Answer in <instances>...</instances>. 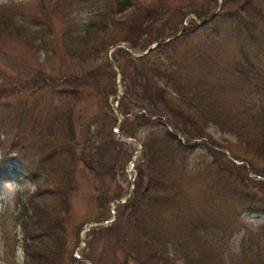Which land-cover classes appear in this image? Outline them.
Here are the masks:
<instances>
[{
	"label": "rangeland",
	"instance_id": "obj_1",
	"mask_svg": "<svg viewBox=\"0 0 264 264\" xmlns=\"http://www.w3.org/2000/svg\"><path fill=\"white\" fill-rule=\"evenodd\" d=\"M221 2L135 0L133 6L122 11H110L115 13V20H106L110 24L105 41L122 38L128 27L140 21L145 25L144 16L150 14L147 30L150 37L158 36L159 44L152 41L150 44L157 45L142 55L146 56L143 63L154 72H150L151 79L164 85V94L175 107L191 111L187 100L192 96V107L206 106L210 112L204 130L207 134H203V139L187 142L193 144L186 156L188 172L174 169L166 174L168 191L174 189L179 196L171 205L162 206L167 209L162 216L165 232L177 230L176 210L192 216L200 213L225 216L238 228L229 238L230 251L222 252V258L231 264H249L250 260L254 262L252 251L243 258L235 251L238 252L245 231L240 226L248 229L247 241L243 242L246 247L254 244V237H261L257 228L264 224L261 210L264 157L255 155L252 147V142L255 147L262 138L246 111L254 103L255 107L264 105V0L248 1L246 8L251 19L247 29L236 23L232 12H227L234 4L223 8L227 12L224 17L218 14L208 21L206 15L205 24H201L202 19L195 14H215ZM102 4L111 7L113 0H0V159L10 170L8 180L0 183V264H24L17 213L36 182L18 164V154L32 158L35 145L39 142L40 147L44 140L56 143L52 149L58 155L54 165L59 169H53L48 182L65 193L68 200L60 236L45 245L57 254L47 264H147L150 259L153 247L144 243L134 252L140 240L124 215L128 207L123 205L136 189L146 185L150 172L144 169L139 172L142 141L155 126L156 121L152 120L156 116L145 126H137L133 113L144 109L138 107L139 99L127 96L122 103L127 111L125 127L133 136L121 133L124 117L119 103L124 95V83L138 77L127 72L124 64L128 58L119 50L126 48L128 41L96 46L101 51L99 56L96 53L98 59H90L92 50L77 41L73 32L86 25L88 14ZM12 17L28 22L31 19L35 26L18 31L11 23ZM190 19L197 24L183 34L182 29ZM132 31L130 35L134 34ZM70 35L74 37L73 44ZM254 35L262 45L254 43ZM144 39L146 34L138 41ZM66 45L73 47L72 56ZM73 74L78 84L70 85L78 86V92L59 93L57 88L63 86V77ZM43 75L47 83L35 90ZM201 94L209 97L199 103L197 97ZM175 112V116H170L181 126L182 115L178 110ZM165 115L169 117V113ZM224 119L230 121L221 128ZM161 120L166 122L164 117ZM69 126L73 129L71 137L78 142L82 134L89 129L95 131L97 126L111 135L115 145L111 144L98 156L97 165L101 169L85 167L80 157L81 147L70 142V134H66ZM180 140L186 141L184 137ZM35 160L32 158L34 163ZM227 160L234 166L243 164L244 168L232 167ZM176 163L173 168H178ZM210 163L216 166L211 168ZM242 192L248 195L245 203ZM255 200L256 211L247 207L254 209ZM109 226L110 231L106 230ZM208 251L214 263L220 264L216 251L211 248ZM172 252L169 244L166 254ZM157 254L156 251L154 256ZM171 260L157 259V264H183L181 259ZM27 264L46 262L31 260Z\"/></svg>",
	"mask_w": 264,
	"mask_h": 264
},
{
	"label": "trees",
	"instance_id": "obj_2",
	"mask_svg": "<svg viewBox=\"0 0 264 264\" xmlns=\"http://www.w3.org/2000/svg\"><path fill=\"white\" fill-rule=\"evenodd\" d=\"M240 1L241 0H222L219 10L215 13L216 15L212 12L206 14L196 13L195 16L202 19L200 22L201 24H205L204 20L206 15H208L207 17L209 18L208 21H211L214 20L218 14L219 17L222 18L224 17V13L232 12L231 16L236 20V23L244 25V28L247 29L246 26L250 24L249 20L251 19V16L249 15L250 13L246 8V6L249 5V0H243L242 3H239ZM134 2L135 0H113L112 8L110 5L102 4V6L96 7L88 14L86 25L80 28V30H73V32L75 31L74 35L76 36V40L82 42L84 45H88L92 50L91 55H88V58L90 59L93 57L94 59H98L96 53L99 56V52L101 51L98 50L99 48L96 46L102 47L103 45H113L123 40L128 41V46L126 48L119 49L128 58L124 67L127 72L130 71L133 75L141 77H136L134 81L128 80L124 83V95L121 96L122 101L120 100L119 103V110L124 117L120 126L121 133L133 136V132L127 131L125 127L127 119L125 114L127 111L125 110V105L122 103L127 96L139 99L141 102L138 103V107L144 109V111L133 113L137 126H145L146 123H149V119L152 116H156L154 120H152L153 122L156 121L155 126L151 127V132H149L148 136L142 141V164L140 163L141 166L139 172L143 169L150 172L147 177L146 185L145 187L136 189L135 192H133L132 197L125 205H123L128 207L124 215L129 218L131 227L137 238L140 240L139 242L136 241L137 244L135 245L134 252L139 251L142 243H144L151 248L153 247L149 252L150 259L146 261L147 264H157V259H164L167 257L170 260L172 259L171 261L181 259L183 264H215L212 259L213 256L210 255L208 251L211 248L216 251L217 258L219 257L221 259L220 264H231L222 258V252L228 254L230 251L228 250L229 238L238 227H236L227 217L204 213L192 216L190 213H187L186 215L182 210H176L178 214L176 217L178 224L174 227L175 229L177 228V230H171L168 232H165L164 230L162 216L167 209L162 206L166 204L171 205L179 196V193L174 189L168 191L169 186H167L166 174L169 170L174 169H178L179 172H188L186 156L193 144L187 142L192 139H203V134H207L204 130L206 123L209 120L210 112H207L206 106L200 108L199 106L192 107L191 101L193 100L194 102L192 96L191 98H188V100L186 99L187 104L189 105L188 108L192 112L175 107V105L169 101L167 95L164 94V85L162 83L160 84V82L155 83L151 79L150 72L152 70H149L146 64L143 63L146 56L132 55L127 51V48L132 51L144 50L152 41H157V44H159V40L157 39L158 36L150 37L147 30L149 28L148 24L151 23L150 14L144 16L146 27H144L145 25L140 21L136 26L128 27V32H126L122 38L111 39L109 42L105 41V37L107 36V32L105 31L110 24L109 22H106V20H115V13H110V11L112 9L114 12L122 11L123 9L133 6ZM228 4H234V7L226 12L223 8L228 7ZM240 11H243V13H239ZM254 16L257 17L255 14ZM210 17H212V19H210ZM10 19L11 23L15 24V29L18 31H24L25 29L33 28L35 26V24L31 22V19L29 22L24 19L13 17ZM196 24L197 23L194 19H190V23L182 29V33L184 34L186 31L190 32ZM134 27H137L138 29ZM131 31L134 34L130 35ZM247 32L250 34L251 31L247 30ZM142 34H146V39L142 40L143 42H139L138 40ZM70 36H72L70 38V43L73 44L74 37L73 35ZM254 43L262 45L263 42L258 41L254 35ZM66 48V51L72 56L74 51L73 47L71 48L66 45ZM140 62H142V64H137ZM151 66L155 65L152 64ZM36 74L42 76L39 71H37ZM67 77H70L71 79ZM74 79H76L75 74L64 76L62 82L63 86L58 87L57 91L59 93H68L69 95L76 94L78 92V86L70 85V83L78 84L74 82ZM41 81L42 82L35 85V90L47 83L44 75L41 77ZM153 94L157 95L156 98L152 97ZM208 97L209 96L202 94L198 95V102L202 103L203 100L208 99ZM152 99L155 100V103ZM157 100L159 101L157 102ZM206 103L207 102H205V104ZM256 105L257 104L254 103V106L250 109H246V111L251 114V122L254 123V126L257 125L261 132L262 140L260 141V144L254 147V142H252V147L255 149L254 154L264 157V105H258L259 107H255ZM175 110H178L182 115V119L179 118L182 123L181 126L170 116L171 114L173 116L176 115ZM166 112L169 113L170 118L165 115ZM163 117L164 121H166L164 123L161 120ZM229 121V119H224V122L220 124L221 128ZM65 122L68 123L67 120ZM66 130V134H70L71 137V134L73 133L71 126H69V128L66 127ZM50 134L51 132L48 133V135ZM86 134H82V140L80 142L75 141L73 137H71L69 141L81 147L83 153H81L80 157L81 160H83V164L85 167L94 170L96 167H99L97 165V160L98 156L100 158L101 151L110 147L111 144H114V141H112L109 133L102 131L101 126H97L95 131L89 129ZM56 137L59 136L57 135ZM181 137L186 139L184 142L185 144L181 142ZM59 140L62 141V139ZM54 144L56 145V143L49 144L47 140H44V144H41V146L38 147V142L35 145L36 148L34 153L31 154L32 158L36 159L35 163L32 161V158H25L24 154L20 153L18 154L19 157L17 156L18 164L25 172H27V175H31L32 179L36 182L34 190L21 201V207L17 213V218L19 219L18 223L21 225L20 231L22 236L20 238V243L24 255V264H27L31 260L42 261L47 264V262H52L53 257L57 256L53 250L49 251L48 246L45 245L47 241H51L57 236H60L61 233H59V228L62 226L60 223H62L66 215V201L68 200L65 193L57 187H52L53 185L48 182L53 169H59L54 165L58 156L53 152L52 148L54 147ZM44 147L46 148V151H44ZM92 153L96 155L95 158L92 157ZM175 161L177 162L176 165L178 168L172 167ZM227 161L232 167H240L239 169L244 168L243 164L234 166L231 161ZM3 162L4 161L0 159V183L8 180L10 175V170H8ZM102 165H104V163H102ZM208 166L214 168L212 166L216 165L210 163ZM218 170L221 171V169ZM43 182H46L47 185ZM259 182L261 181L259 180ZM103 183L106 184L104 179ZM245 195L246 192L245 194L242 192L241 197L243 203L249 200L248 195ZM116 196H118V194ZM255 202L256 200L254 201V209L249 205L247 207L256 211L257 208ZM261 210L264 211V207ZM43 214L44 218H42ZM113 224L114 222L110 224V226ZM109 227L106 228V230L108 229V231H110L112 229ZM240 227L244 228L245 231L240 239L237 248L238 252L235 251V253H237L236 255L243 258L245 254L252 251V253H254V262L250 260L249 264H264V224L259 225L257 228L259 231L257 233L261 234L258 236L261 237H254V244H248L246 247H244L243 242L247 241L246 232L248 229L245 225ZM169 244L174 252L167 255L166 250ZM190 244L193 246L189 247ZM156 251L159 254L155 257L154 254H156ZM218 252H220L219 255Z\"/></svg>",
	"mask_w": 264,
	"mask_h": 264
},
{
	"label": "water",
	"instance_id": "obj_3",
	"mask_svg": "<svg viewBox=\"0 0 264 264\" xmlns=\"http://www.w3.org/2000/svg\"><path fill=\"white\" fill-rule=\"evenodd\" d=\"M118 44H120V43H118ZM156 44L154 43V44H149L143 51H132V50H130L129 48H127V51H129L130 53H132V54H135V55H142V54H144V53H146L150 48H152V47H154Z\"/></svg>",
	"mask_w": 264,
	"mask_h": 264
}]
</instances>
